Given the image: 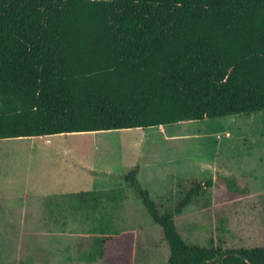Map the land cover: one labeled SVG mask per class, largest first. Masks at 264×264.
<instances>
[{"label": "trees", "instance_id": "obj_1", "mask_svg": "<svg viewBox=\"0 0 264 264\" xmlns=\"http://www.w3.org/2000/svg\"><path fill=\"white\" fill-rule=\"evenodd\" d=\"M263 111L264 0H0V140ZM123 180L161 228L165 264H264V247H200L179 234L176 218L211 180L177 178L171 208L137 168Z\"/></svg>", "mask_w": 264, "mask_h": 264}, {"label": "rangeland", "instance_id": "obj_2", "mask_svg": "<svg viewBox=\"0 0 264 264\" xmlns=\"http://www.w3.org/2000/svg\"><path fill=\"white\" fill-rule=\"evenodd\" d=\"M56 156L91 157L98 165L53 163ZM134 168L142 188L166 208L181 197L177 178L212 181L176 218L188 244L264 247L263 111L145 130L0 140V264H165L161 228L123 180ZM97 170L99 191L87 179ZM72 173L92 184L82 196L25 195L28 179L51 192L50 184ZM222 178L237 179L236 186L228 190ZM215 193L233 198L217 202Z\"/></svg>", "mask_w": 264, "mask_h": 264}, {"label": "crops", "instance_id": "obj_3", "mask_svg": "<svg viewBox=\"0 0 264 264\" xmlns=\"http://www.w3.org/2000/svg\"><path fill=\"white\" fill-rule=\"evenodd\" d=\"M92 133V132H90ZM77 134V133H74ZM60 135H67V134H60ZM54 136V135H52ZM43 137H51V136H43ZM35 138H40V137H35ZM57 150H59V147H56ZM34 149L37 151V149H39V144H34ZM53 163H60V164H67V165H82V166H86V167H92L95 166L97 167L98 163L96 160H93L91 157H86L83 159H79L76 162V158L70 157L68 158L67 162H63V160H61V158L59 156H56L55 159L52 161ZM94 171V170H93ZM93 171H91L92 174L91 177H87V179H90V181L95 180V183L92 186L91 190H96L99 191V184L97 183L98 181V176L97 175V171H95V174L93 173ZM176 172H172L173 174H179L180 169L175 170ZM67 177H71L69 179L66 180H58L56 181V183H52L50 184L51 188H48L49 190H51V192H47L45 190H47V188H45L43 186V184H40V181L37 179H28L27 181V185L25 187V190H27V193H25V195H55V196H64V197H69V196H82L85 194L84 189L88 188L84 187V185H92V184H87V181H84L86 179H84L81 175L77 176L76 174H70L67 175ZM188 178H195V176H185ZM77 179H79V181H77ZM84 179V180H83ZM138 180L139 179V173H138ZM98 185V186H97ZM108 187H112L111 184H108ZM90 189V187H89ZM55 190V191H54Z\"/></svg>", "mask_w": 264, "mask_h": 264}]
</instances>
